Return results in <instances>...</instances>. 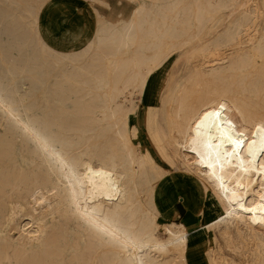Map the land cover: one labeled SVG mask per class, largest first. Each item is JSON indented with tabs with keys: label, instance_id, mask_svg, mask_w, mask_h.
<instances>
[{
	"label": "bare ground",
	"instance_id": "6f19581e",
	"mask_svg": "<svg viewBox=\"0 0 264 264\" xmlns=\"http://www.w3.org/2000/svg\"><path fill=\"white\" fill-rule=\"evenodd\" d=\"M50 1L0 0V264H188L201 228L211 264H264V0H131L53 69ZM180 50L202 59L171 89L164 143L194 228L159 219L161 172L129 126L132 96Z\"/></svg>",
	"mask_w": 264,
	"mask_h": 264
},
{
	"label": "rangeland",
	"instance_id": "374dc122",
	"mask_svg": "<svg viewBox=\"0 0 264 264\" xmlns=\"http://www.w3.org/2000/svg\"><path fill=\"white\" fill-rule=\"evenodd\" d=\"M131 5V12L135 7V3L131 0H128ZM259 3L262 4V0H258ZM130 12V13H131ZM105 23V22H102ZM101 23V24H102ZM50 53L46 56L45 66L53 69V64L57 62V56L59 52L65 51L70 52L71 49H58L57 47L50 44ZM76 50V49H75ZM187 50V49H186ZM221 51H229L228 48H223ZM61 55V54H60ZM184 55V56H183ZM62 56V55H61ZM60 56V57H61ZM73 57L66 58L65 62H72ZM61 59V58H60ZM59 59V63L63 62ZM202 59L201 56H195L192 53H181L180 51L175 52L165 63V65L159 69L155 74H153L149 79V84L146 92L142 95H133V101L138 103L137 109L132 113V117L129 121L130 130L133 138L138 142H141V145L145 148L147 146L153 153L156 168L161 173L160 175L154 179L155 183V203L157 208L158 215L160 214V209L158 205V200L161 197V189L164 186H167L172 192H182V187L188 183L186 179H184L185 172L178 164L176 157L173 155L172 151L165 146L164 143V134L168 132L166 117L164 118L165 110L167 109V102L171 95V89L174 87V83L181 77L188 75L195 68V61H200ZM90 60L87 59L86 56H78L77 59H74V62L77 63H88ZM70 67V66H69ZM55 71V70H54ZM183 75V76H182ZM174 78V79H172ZM26 86V85H25ZM61 92V91H59ZM139 101V102H138ZM63 108V106H58ZM63 113V110L61 111ZM71 114V116L69 115ZM76 114L75 112L68 113L70 117ZM73 115V116H74ZM136 116V118H135ZM132 119V120H131ZM136 122V123H135ZM161 182V183H160ZM158 186V187H157ZM190 185L187 184V187ZM158 192H157V190ZM196 195L199 201H203L205 204H210V194L205 193L201 194L195 189ZM173 194V193H172ZM174 195V194H173ZM172 195H167V200L170 199ZM158 197V198H157ZM206 198V199H205ZM215 211H211L208 218L214 217ZM169 222V221H162ZM162 233V234H161ZM161 234V235H160ZM158 235L162 239H166L167 235H165L162 230H158ZM221 244H224L222 247V252L226 253L227 256L232 257L235 253L229 248L227 245L220 240ZM217 246V244H214ZM208 258L212 256V252L207 248ZM180 261L177 258L176 262Z\"/></svg>",
	"mask_w": 264,
	"mask_h": 264
},
{
	"label": "crops",
	"instance_id": "0c3cea01",
	"mask_svg": "<svg viewBox=\"0 0 264 264\" xmlns=\"http://www.w3.org/2000/svg\"><path fill=\"white\" fill-rule=\"evenodd\" d=\"M130 12L128 0H51L41 17L42 33L58 49L81 50L96 38L102 22L118 24ZM161 190L158 200L161 221L183 223L189 228L200 226L202 216L180 192L174 193L167 186ZM168 194L172 196L167 200ZM210 243L211 237L203 228L194 231L186 250L188 264H211L207 254Z\"/></svg>",
	"mask_w": 264,
	"mask_h": 264
},
{
	"label": "snow or ice",
	"instance_id": "6c2138e0",
	"mask_svg": "<svg viewBox=\"0 0 264 264\" xmlns=\"http://www.w3.org/2000/svg\"><path fill=\"white\" fill-rule=\"evenodd\" d=\"M216 115L219 116L220 115L219 112H217Z\"/></svg>",
	"mask_w": 264,
	"mask_h": 264
}]
</instances>
